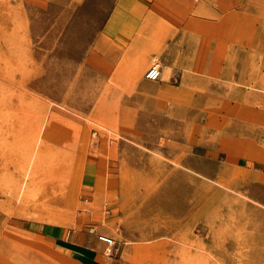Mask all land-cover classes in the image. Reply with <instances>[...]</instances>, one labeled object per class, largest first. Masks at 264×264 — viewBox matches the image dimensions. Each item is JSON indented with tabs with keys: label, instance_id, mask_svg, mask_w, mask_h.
I'll use <instances>...</instances> for the list:
<instances>
[{
	"label": "rangeland",
	"instance_id": "1",
	"mask_svg": "<svg viewBox=\"0 0 264 264\" xmlns=\"http://www.w3.org/2000/svg\"><path fill=\"white\" fill-rule=\"evenodd\" d=\"M114 2L0 0V264H94L61 243L95 247V264H264V211L232 162L229 95L191 80L188 110L169 93L149 112L145 98L77 80ZM120 102L126 112L104 110Z\"/></svg>",
	"mask_w": 264,
	"mask_h": 264
},
{
	"label": "crops",
	"instance_id": "2",
	"mask_svg": "<svg viewBox=\"0 0 264 264\" xmlns=\"http://www.w3.org/2000/svg\"><path fill=\"white\" fill-rule=\"evenodd\" d=\"M101 22L78 62L77 80L86 75L104 81L98 95L145 98L149 112L156 110L154 98L169 93L182 94L188 110L191 80L204 81L205 94L214 89L229 95L235 113L232 162L248 171L245 189L264 211V194L258 192L264 188V0H115ZM154 63L162 70L157 80L145 76ZM214 80L231 86L216 88ZM143 109L135 105V128L142 134L148 127L139 121ZM104 110L121 113L126 107L120 102ZM145 141L142 136L132 142ZM221 167L218 178L225 173ZM76 246L65 248L87 263L100 260L95 247Z\"/></svg>",
	"mask_w": 264,
	"mask_h": 264
},
{
	"label": "built area",
	"instance_id": "3",
	"mask_svg": "<svg viewBox=\"0 0 264 264\" xmlns=\"http://www.w3.org/2000/svg\"><path fill=\"white\" fill-rule=\"evenodd\" d=\"M161 67L158 63H154L152 64L149 69L146 71V78L151 79V80H157L161 77ZM87 213L92 212L91 209H86ZM100 239L103 240L104 242H106L107 244H109V250L108 252L111 254L114 252L115 250V241L113 240V238L106 236V235H100Z\"/></svg>",
	"mask_w": 264,
	"mask_h": 264
},
{
	"label": "trees",
	"instance_id": "4",
	"mask_svg": "<svg viewBox=\"0 0 264 264\" xmlns=\"http://www.w3.org/2000/svg\"><path fill=\"white\" fill-rule=\"evenodd\" d=\"M66 247L72 248V249H78L79 247H77L76 245L70 244V243H61ZM81 248V247H80ZM82 249V248H81Z\"/></svg>",
	"mask_w": 264,
	"mask_h": 264
}]
</instances>
